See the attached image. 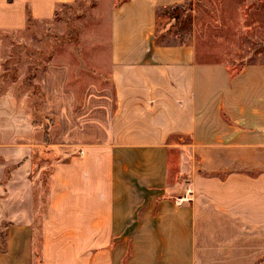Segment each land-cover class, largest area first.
<instances>
[{"label":"crops","instance_id":"1","mask_svg":"<svg viewBox=\"0 0 264 264\" xmlns=\"http://www.w3.org/2000/svg\"><path fill=\"white\" fill-rule=\"evenodd\" d=\"M74 1L0 0V30L24 29L28 14L50 20ZM186 1L119 5L111 86H89L79 107L68 67L46 68L44 109L70 153L37 209L29 147L0 146V264H256L264 255V63L231 73L198 61L193 44L156 43L158 11Z\"/></svg>","mask_w":264,"mask_h":264},{"label":"rangeland","instance_id":"2","mask_svg":"<svg viewBox=\"0 0 264 264\" xmlns=\"http://www.w3.org/2000/svg\"><path fill=\"white\" fill-rule=\"evenodd\" d=\"M124 1L75 0L50 20H31L20 31L0 30V146L29 147L37 209L41 201L46 204L53 165L70 153L57 145L56 118L44 109V72L50 65L68 67L66 88L76 107L89 86L110 87L111 22ZM155 32L156 43L193 44L198 61L224 63L235 73L264 63V0H188L160 9ZM12 170H6L3 192ZM6 226L0 224V250ZM256 264H264V255Z\"/></svg>","mask_w":264,"mask_h":264},{"label":"trees","instance_id":"3","mask_svg":"<svg viewBox=\"0 0 264 264\" xmlns=\"http://www.w3.org/2000/svg\"><path fill=\"white\" fill-rule=\"evenodd\" d=\"M32 19L30 18V16H29V14L27 15V23L29 22V21H31ZM35 253H36V255L38 256V254H37V251H35Z\"/></svg>","mask_w":264,"mask_h":264}]
</instances>
